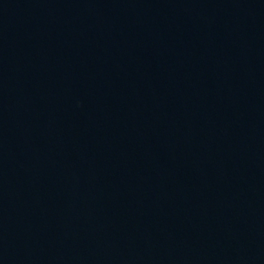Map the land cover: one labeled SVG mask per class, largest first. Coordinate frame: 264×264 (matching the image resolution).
<instances>
[{"label": "water", "instance_id": "obj_1", "mask_svg": "<svg viewBox=\"0 0 264 264\" xmlns=\"http://www.w3.org/2000/svg\"><path fill=\"white\" fill-rule=\"evenodd\" d=\"M0 264H264V0H0Z\"/></svg>", "mask_w": 264, "mask_h": 264}]
</instances>
